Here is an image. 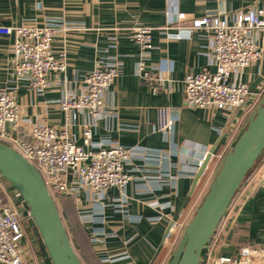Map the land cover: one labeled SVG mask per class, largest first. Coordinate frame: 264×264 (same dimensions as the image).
I'll return each instance as SVG.
<instances>
[{
  "label": "crops",
  "instance_id": "crops-1",
  "mask_svg": "<svg viewBox=\"0 0 264 264\" xmlns=\"http://www.w3.org/2000/svg\"><path fill=\"white\" fill-rule=\"evenodd\" d=\"M253 7L261 8L264 18V0H0V26L41 25L54 18L69 27L54 37L51 46L54 54L64 55L65 69L50 74L53 84L44 91L15 79L14 35L0 34V90L16 96L22 133L45 124L64 129L81 145L84 125L92 122L91 117L84 109L64 111L59 100L63 95H79L84 75L94 66L118 70L104 94L105 110L94 122L92 138L134 148L125 165L132 178L124 190L109 188L99 200L85 190L67 196L69 206L64 197L61 217L83 264L168 263L188 220V193L196 175L182 173L181 162L197 161L220 138L205 177L197 181L200 185L244 124L237 109L226 113L185 105L184 76L215 70L210 32L186 27L205 15L231 22L236 12ZM177 13L185 19L177 22ZM136 26L152 27L153 47L146 53L133 39ZM254 38L262 54L237 76L250 92L264 84V28L254 31ZM139 60L146 77L136 69ZM258 77L260 81L251 88ZM159 108H166L174 119L169 132L154 130ZM260 172H264V156L225 212L220 234L203 248L201 264H208L210 254L237 257L243 247L264 248ZM0 201L19 214L23 231L19 246L26 264H43L26 205L1 176ZM173 219L178 225L166 233Z\"/></svg>",
  "mask_w": 264,
  "mask_h": 264
},
{
  "label": "built area",
  "instance_id": "built-area-1",
  "mask_svg": "<svg viewBox=\"0 0 264 264\" xmlns=\"http://www.w3.org/2000/svg\"><path fill=\"white\" fill-rule=\"evenodd\" d=\"M184 19L183 13L175 16L177 22ZM201 28L211 34L215 70L189 72L184 76V103L187 107H212L226 113L237 109L245 121L264 95V84L258 91L250 92L248 85L238 80L237 76L262 54L254 31L264 28L263 10L253 7L238 11L231 22L215 15H205L192 19L186 27L187 30ZM68 29L67 25L54 18L45 19L41 25L0 26V34L14 35L15 79L36 91L50 88L53 84L50 74L60 73L66 66L64 55L52 52V41ZM132 36L142 53L152 49V27H133ZM175 37L180 38L181 35L177 33ZM136 69L142 77H146L142 60H139ZM117 74L114 66L96 65L84 75V89L79 95L67 94L59 100L64 111L84 109L91 117L92 122L84 125L81 145L72 141L64 129L45 124H36L25 134L22 133L16 96L7 89L0 90V142L13 147L38 169L52 196H74L78 191L85 190L99 200L107 189L124 190L130 182L132 177L125 165L134 148L113 141L107 144L95 142L92 138L94 122L105 110L104 94ZM173 125L174 119L168 110L159 108L154 130L169 132ZM237 135L238 132L233 134L231 144ZM230 145L217 158L222 159ZM204 157L205 154L194 162L182 161L180 171L194 175ZM259 179L264 181V172H260ZM177 225L176 219H173L170 232ZM216 232L205 248L218 237L220 233ZM22 236L16 208L0 201V263L26 264L19 246ZM254 257L261 260L256 262ZM207 260L208 264H264V248L243 247L237 257L210 254Z\"/></svg>",
  "mask_w": 264,
  "mask_h": 264
},
{
  "label": "water",
  "instance_id": "water-1",
  "mask_svg": "<svg viewBox=\"0 0 264 264\" xmlns=\"http://www.w3.org/2000/svg\"><path fill=\"white\" fill-rule=\"evenodd\" d=\"M259 81L260 77L252 83L251 88ZM219 140L205 154L188 195L204 173ZM263 156L264 95L224 153L205 193L184 225L167 264H201L203 248L218 228L236 193ZM0 176L26 205L28 224L36 238L43 264H83L40 172L21 153L3 142H0ZM170 226L171 223L166 233Z\"/></svg>",
  "mask_w": 264,
  "mask_h": 264
},
{
  "label": "rangeland",
  "instance_id": "rangeland-1",
  "mask_svg": "<svg viewBox=\"0 0 264 264\" xmlns=\"http://www.w3.org/2000/svg\"><path fill=\"white\" fill-rule=\"evenodd\" d=\"M229 149V148H228ZM222 159L218 158V160L216 161L215 163V168L213 167V170L211 172V174L208 176V179L204 180L203 182L200 183V185L194 189V191L191 193L190 195V200L188 202V220L190 219V217L192 216L193 212H194V209L197 207L198 203L200 202L203 194L205 193L206 189H207V186L211 180V178L213 177V175L215 174L216 170L218 169L220 163H221ZM261 161V160H260ZM259 161V162H260ZM258 165V163L256 164V166ZM255 169V168H254ZM252 173V172H251ZM250 173V174H251ZM54 197V200H55V203L57 205V208L60 212V215H61V212H62V205L61 203L59 202L58 200V197L57 195H53ZM62 216V215H61ZM63 220V219H62ZM187 220V221H188ZM217 232L216 233H220V227H218L217 229ZM178 242V241H177ZM175 243H176V240H175ZM172 247V245H171Z\"/></svg>",
  "mask_w": 264,
  "mask_h": 264
},
{
  "label": "trees",
  "instance_id": "trees-1",
  "mask_svg": "<svg viewBox=\"0 0 264 264\" xmlns=\"http://www.w3.org/2000/svg\"><path fill=\"white\" fill-rule=\"evenodd\" d=\"M245 122H246V120L244 121V124H245ZM244 124L242 125V127L244 126ZM242 127H241V129H242ZM210 161H211V159H210ZM259 163V162H258ZM209 168V163H208V166L206 167V169L204 170V173L202 174V176L201 177H205L204 175H205V173H206V171H207V169ZM202 181H200L199 183H201ZM7 183V182H6ZM8 184V183H7ZM199 186V184H197L196 186H195V188H197ZM194 188V189H195ZM194 191V190H193ZM57 197H58V200H59V202L60 203H63L62 201H63V199H64V195H57ZM66 198V200H68V202H69V199H68V197L66 196L65 197ZM189 200H190V196H189V198H188V202H189ZM70 205V202L68 203V206Z\"/></svg>",
  "mask_w": 264,
  "mask_h": 264
}]
</instances>
